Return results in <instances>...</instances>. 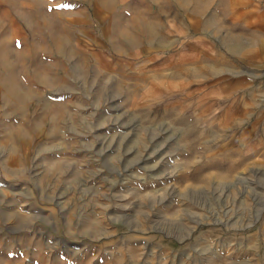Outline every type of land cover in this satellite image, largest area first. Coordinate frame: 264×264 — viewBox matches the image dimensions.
I'll list each match as a JSON object with an SVG mask.
<instances>
[{
	"label": "rangeland",
	"instance_id": "1",
	"mask_svg": "<svg viewBox=\"0 0 264 264\" xmlns=\"http://www.w3.org/2000/svg\"><path fill=\"white\" fill-rule=\"evenodd\" d=\"M6 1L0 264H262L247 248L262 208L245 187L176 179L181 141L138 121L95 1L18 11L27 25Z\"/></svg>",
	"mask_w": 264,
	"mask_h": 264
},
{
	"label": "crops",
	"instance_id": "2",
	"mask_svg": "<svg viewBox=\"0 0 264 264\" xmlns=\"http://www.w3.org/2000/svg\"><path fill=\"white\" fill-rule=\"evenodd\" d=\"M94 1L138 121L151 137L181 141L176 179L185 185L245 187L262 208L247 248L264 261V0ZM65 4L12 0L13 24L27 25L18 11Z\"/></svg>",
	"mask_w": 264,
	"mask_h": 264
}]
</instances>
